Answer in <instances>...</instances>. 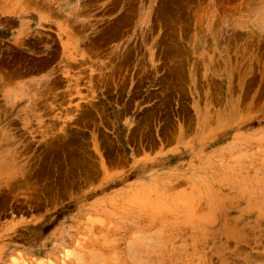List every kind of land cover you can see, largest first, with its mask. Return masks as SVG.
Listing matches in <instances>:
<instances>
[{"label":"rangeland","instance_id":"1","mask_svg":"<svg viewBox=\"0 0 264 264\" xmlns=\"http://www.w3.org/2000/svg\"><path fill=\"white\" fill-rule=\"evenodd\" d=\"M0 264H264V0H0Z\"/></svg>","mask_w":264,"mask_h":264}]
</instances>
